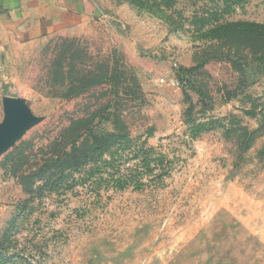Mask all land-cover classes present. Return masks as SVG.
I'll list each match as a JSON object with an SVG mask.
<instances>
[{
  "label": "rangeland",
  "instance_id": "obj_1",
  "mask_svg": "<svg viewBox=\"0 0 264 264\" xmlns=\"http://www.w3.org/2000/svg\"><path fill=\"white\" fill-rule=\"evenodd\" d=\"M88 1L42 37L0 11V264H264V60L222 27L264 0Z\"/></svg>",
  "mask_w": 264,
  "mask_h": 264
},
{
  "label": "crops",
  "instance_id": "obj_2",
  "mask_svg": "<svg viewBox=\"0 0 264 264\" xmlns=\"http://www.w3.org/2000/svg\"><path fill=\"white\" fill-rule=\"evenodd\" d=\"M93 6L88 0H0V11L9 22L23 31V23L34 26L33 36L38 37L81 24L84 9L93 10Z\"/></svg>",
  "mask_w": 264,
  "mask_h": 264
},
{
  "label": "trees",
  "instance_id": "obj_3",
  "mask_svg": "<svg viewBox=\"0 0 264 264\" xmlns=\"http://www.w3.org/2000/svg\"><path fill=\"white\" fill-rule=\"evenodd\" d=\"M222 27H226L229 32H233L234 35H238L240 40V54L230 55L236 56L240 59L247 58L250 54L254 58L264 60V24L249 21H233L223 24ZM247 56V57H242ZM236 62V61H235ZM82 121L77 119L71 122L68 127L70 130L77 129L76 126ZM84 121V120H83ZM110 136V134H109ZM91 141H86L84 144H78L76 139L72 142L69 150L64 151L52 160L53 169L61 170L65 168H74L86 161L90 156L95 155L103 146L102 138L96 135L90 136Z\"/></svg>",
  "mask_w": 264,
  "mask_h": 264
}]
</instances>
